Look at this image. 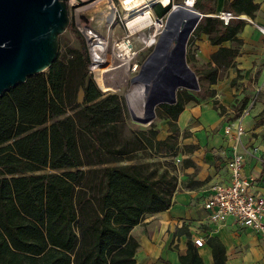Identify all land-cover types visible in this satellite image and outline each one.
<instances>
[{"label": "trees", "instance_id": "1", "mask_svg": "<svg viewBox=\"0 0 264 264\" xmlns=\"http://www.w3.org/2000/svg\"><path fill=\"white\" fill-rule=\"evenodd\" d=\"M217 1L195 0L193 5L207 15L187 42V63L200 85L197 94L232 68L236 75L230 85L235 84L241 72L236 61L243 46L240 34L247 24L242 16L253 19L259 9L256 0H223L221 11L232 15L224 24L209 15L217 14ZM160 8L157 15L167 9ZM200 34L218 48L194 69L189 45ZM87 66L81 41L67 54L58 53L45 71L0 95V264H138L139 242L131 229L146 214L173 203L176 182L167 170L155 175L131 162L107 164L131 152L130 144L165 155L192 153L195 145L178 144L186 131L180 133L177 119L194 91L179 89L174 104L156 108V117L168 127L165 138H157L151 122L113 147L125 110L116 94L98 88ZM213 109L223 115L226 106L214 100ZM192 164L189 157L182 159V167ZM199 184L188 178L185 187ZM175 234L187 237L179 264H204L187 229ZM206 243L213 264H226L220 239L208 236Z\"/></svg>", "mask_w": 264, "mask_h": 264}, {"label": "crops", "instance_id": "2", "mask_svg": "<svg viewBox=\"0 0 264 264\" xmlns=\"http://www.w3.org/2000/svg\"><path fill=\"white\" fill-rule=\"evenodd\" d=\"M256 1L259 3V9L253 18V25L246 24L240 34L244 47L247 44L254 47L253 50L245 48V54L236 59L237 67L244 72H248L255 59L263 56V37L257 28L264 27V0ZM242 18L244 19L243 16ZM195 43L198 45L197 57L205 63L208 62L209 55L218 48L217 45L209 43L206 34H200L195 39ZM248 53L251 54L248 56ZM225 85L211 86L227 108L231 95H228L229 88ZM223 120L224 115H219L213 109L211 101L201 107L186 106L179 114L177 119L179 129L182 132L186 131L182 143L195 145L192 153L180 154L182 159L189 157L193 164L182 167L181 177L184 180L173 193L172 205L166 210L146 214L143 221L131 229V235L139 242V248L135 253L138 264H165L164 261L179 264L178 255L184 253L187 237L185 234H175L178 228L187 229L191 240L198 236L204 239L205 243L197 247L204 264H213L211 249L206 243L208 236L218 237L224 245L226 264H264V235L235 224L232 218L219 224L210 223L203 207V202L210 193V187L214 183L227 180L221 155L225 145L221 131ZM245 129L243 146L247 152L245 151L243 170L245 174L255 177L254 188L264 194V141L261 137L252 135L257 130L247 131V127ZM218 165L222 171L216 174ZM188 178L200 181L201 184L185 187Z\"/></svg>", "mask_w": 264, "mask_h": 264}, {"label": "built area", "instance_id": "3", "mask_svg": "<svg viewBox=\"0 0 264 264\" xmlns=\"http://www.w3.org/2000/svg\"><path fill=\"white\" fill-rule=\"evenodd\" d=\"M71 22L82 35L88 56V70L98 88L105 92L113 85L105 74L111 70L113 78H122L120 82L134 79L159 35L163 31L169 12L178 5L194 7L195 0H67ZM171 7L162 14H156V6ZM226 24L231 13L221 11L217 15ZM116 20L124 25V32L110 39L97 30L98 22L110 27ZM148 53H143L149 50ZM130 82H132L130 80ZM131 84V83H130ZM143 85V83H141ZM243 115L225 117L221 131L225 145L221 155L227 173L225 182L214 183L203 202L210 223H223L232 218L234 223L257 234L264 235V194L254 188L255 177L243 170L246 148L243 137L246 129L242 124ZM255 150V147L254 149ZM196 247L205 242L200 236L193 238Z\"/></svg>", "mask_w": 264, "mask_h": 264}, {"label": "water", "instance_id": "4", "mask_svg": "<svg viewBox=\"0 0 264 264\" xmlns=\"http://www.w3.org/2000/svg\"><path fill=\"white\" fill-rule=\"evenodd\" d=\"M67 2L0 0V95L53 63L59 37L70 24ZM203 16L207 15L184 4L169 12L163 31L135 77L145 89L142 114L128 110L133 122L149 125L160 104L176 102L179 89H200L186 52L189 37ZM102 80L105 87H117Z\"/></svg>", "mask_w": 264, "mask_h": 264}, {"label": "rangeland", "instance_id": "5", "mask_svg": "<svg viewBox=\"0 0 264 264\" xmlns=\"http://www.w3.org/2000/svg\"><path fill=\"white\" fill-rule=\"evenodd\" d=\"M181 2L182 0H173L174 4ZM160 7L161 6L157 5L155 8L156 11H160ZM170 7L171 3L167 5L168 9ZM215 9L217 14L209 15L218 17L217 15L221 12V0L217 1ZM243 17L247 24L253 25V19L245 16ZM96 27L101 34H103L104 36H108L110 39L120 36L124 32V25L119 20H116L110 27L103 26L100 22H98V25ZM262 28L264 27L258 26L257 29L261 32V35L263 37L262 44L264 46V32L262 31ZM81 41L84 42V39L82 35L75 29L70 19V24L68 28L59 37L58 53L67 54L70 49L78 48ZM224 45L228 46L229 42H225ZM245 48H249L251 50L254 49L252 45L250 46L249 44H247L245 45V47L243 45L241 55L245 54ZM189 49L194 56V60L190 63V65H192L194 69L202 68L206 63L200 57H197L198 45L195 43V41L189 45ZM149 51L150 49L143 51V53H148ZM250 54L251 53H248V56ZM235 75V69H229L228 72L224 74L223 78L216 83V85L218 86H223L224 84H226L229 88L228 95H231V100L228 103L223 115L231 118L243 115L241 121L243 126L245 128L247 127V131L257 130L256 133H253L252 135L257 138L261 137V140L264 141V49L263 56L258 57L252 62V65L248 72L241 71L240 76L237 77L235 84L230 85V80ZM130 78H132V76L127 79L126 83L119 82L117 83L116 88L108 87L107 91H105L109 93H114L118 96L119 102L124 108L126 114L123 122L118 124L120 136L116 140L113 147L118 146L119 141H121L122 139L130 137L133 130H147L149 128L148 125H141L133 122L130 119L128 111L130 108L129 94L131 93L130 88L133 85V83L130 82ZM93 79L96 82V78L93 77ZM211 89L212 86H206L203 92L197 94L195 92H198L199 90L194 91V99L185 102L184 107L191 105H200L201 107L205 104L207 105V103H209L210 101L211 105L213 106L214 100H217L219 103H221V99L218 98V96L215 94V91L214 93H211ZM181 95L182 99H185L184 94L181 93L180 96ZM152 122L155 128L158 129L157 138H165L168 134V127L166 122L164 120L159 119L158 117H155ZM180 133L182 134L181 130ZM182 142L183 138H181L180 135L178 137V144L180 148L183 145ZM133 147L134 146H131L130 144V148L132 149L131 152L126 155H122L119 161L110 162L107 165L110 166L114 164L131 162L141 165L143 167L142 169L145 171H154L155 175H158L163 170H167L169 175L173 174V176L175 177L176 187L174 191H176L179 187V183L182 185L184 179L181 177L183 174V169L181 162L182 155L180 153L176 155H165L163 153H153L147 148L133 149ZM221 171L222 169L218 165L216 168V174L221 173Z\"/></svg>", "mask_w": 264, "mask_h": 264}, {"label": "bare ground", "instance_id": "6", "mask_svg": "<svg viewBox=\"0 0 264 264\" xmlns=\"http://www.w3.org/2000/svg\"><path fill=\"white\" fill-rule=\"evenodd\" d=\"M168 0H164V2H167ZM189 7V5L187 6ZM193 7H191L192 9ZM264 31V30H263ZM156 61V59H155ZM115 70H111L105 74V76L108 78V80L113 84L116 85L120 81H122V78H113V72ZM131 83L133 85L131 86V93L129 94V102H130V108L137 114H142L143 111V101H144V85L141 84L139 80L136 78L131 79ZM136 84V85H135Z\"/></svg>", "mask_w": 264, "mask_h": 264}]
</instances>
